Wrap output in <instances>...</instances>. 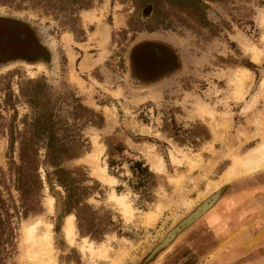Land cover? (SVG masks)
<instances>
[{"label": "rangeland", "instance_id": "1", "mask_svg": "<svg viewBox=\"0 0 264 264\" xmlns=\"http://www.w3.org/2000/svg\"><path fill=\"white\" fill-rule=\"evenodd\" d=\"M46 4L0 0V18L25 22L48 48L46 62H0V167L22 210L9 163H19L21 136L30 135L34 117L48 114L59 140L68 135L75 140L66 141L68 146L82 148L61 167L87 188L84 201L91 209L89 216L82 212V227L74 212H62L65 191L47 178L53 167L43 163L45 140L39 138L36 154L26 160L37 164L36 173L29 167L27 174L38 178L40 210L11 217V237L1 247L0 261L34 264L24 228L36 223L42 233L47 223L51 264H141L179 218L224 182L264 169L242 167L226 174L235 158L264 141V0H92L80 10L70 0ZM147 42L151 45L144 48L173 47L175 62L167 76L141 82L143 71L134 68L131 55ZM252 46L262 56L258 62ZM136 52L132 56L138 59ZM244 68L252 76L241 99L231 79ZM159 71L167 73L162 66ZM89 110L102 116L101 126L90 121ZM106 142L124 147L112 151L111 167ZM98 146L103 148L97 164L115 183L93 170L89 156ZM155 158L164 163L161 169L151 167ZM135 161L148 167L150 187L137 188ZM3 197L9 198L5 191ZM71 215L74 234L68 237L64 224ZM89 243L97 256L90 255ZM147 261L193 264L196 258L180 235Z\"/></svg>", "mask_w": 264, "mask_h": 264}, {"label": "trees", "instance_id": "2", "mask_svg": "<svg viewBox=\"0 0 264 264\" xmlns=\"http://www.w3.org/2000/svg\"><path fill=\"white\" fill-rule=\"evenodd\" d=\"M46 1L49 2L53 0ZM57 1L60 2L62 0ZM70 4L74 9L78 10L88 7L90 1L70 0ZM35 107L36 106H34L33 108ZM89 113V119H91L90 121L93 124H98V126H101L103 121L102 116L94 112L93 110H89ZM30 125L32 128L30 135L24 137L23 139L22 137L24 135L21 136V143L19 147V163L15 164V162L11 161L8 167L9 174H11L13 186L17 188L21 196L20 207L22 210H18V206L14 204L13 200L11 199L12 197H10L11 194L9 192V185L5 179V173H3V170L0 167V254L3 243H6L8 240H10L11 237V217L14 215L16 218H20L21 216L25 217L29 213H34L37 210H40V188L37 187L38 178H36V180H33L31 179V175L27 174L31 167L33 168L32 170H34V173H36L37 164L28 163L26 158L31 153L34 155L36 154L37 147L35 146H37V141L41 137L45 140V159L43 163L46 166L53 167L52 172L47 173V178L49 181L51 179H54V181L62 186L65 191V199L61 204L62 212L66 214L74 212L79 227H82V212H85L89 216L91 209L90 206L84 201L87 197V192L85 191L87 188L77 185L80 180L78 181L76 178H70V176L68 175L70 171L61 167V163L63 161L79 156L82 150L80 144L68 146V144H66V141H75L73 139L68 140L70 139V137L68 138V135L63 136L62 139H64V141L61 142V138L59 140L58 136L56 135V122H54L48 114L37 115L36 117H34L33 122ZM106 145L107 153L109 155L108 165L111 167L114 163L113 160L110 159L112 151L121 153L124 147L121 143L113 144L112 142H106ZM131 170L135 174H140L138 176L139 180H137L136 182L137 188H145V185L150 187L151 184L149 182L148 176H150L151 174L146 165H143L141 161H135L131 166ZM4 191L5 193H7L9 198L3 197ZM9 207L13 209V213L9 212ZM89 222L90 221L88 220L87 223ZM0 264H2L1 261Z\"/></svg>", "mask_w": 264, "mask_h": 264}, {"label": "crops", "instance_id": "3", "mask_svg": "<svg viewBox=\"0 0 264 264\" xmlns=\"http://www.w3.org/2000/svg\"><path fill=\"white\" fill-rule=\"evenodd\" d=\"M263 172H253L252 185L253 173L224 182L221 198L195 222L194 228L206 229L214 240L210 264H264Z\"/></svg>", "mask_w": 264, "mask_h": 264}, {"label": "flooded vegetation", "instance_id": "4", "mask_svg": "<svg viewBox=\"0 0 264 264\" xmlns=\"http://www.w3.org/2000/svg\"><path fill=\"white\" fill-rule=\"evenodd\" d=\"M89 1L91 4L92 0H89ZM39 2L46 4L47 1L40 0ZM49 2H53L54 4H56L58 1L53 0ZM49 2L47 3L49 4ZM62 2L63 0L60 1L59 3H62ZM0 32H1L0 33V62L14 61L16 59H23L27 61H42V60L43 62L47 61L45 56L48 53V48H46L34 36V34H31L32 33L31 28L28 24H25V22H18L13 19L0 18ZM150 45H151L150 42H147L146 44L138 46L139 48L136 49L137 50L136 54L140 53V55H138L139 56L138 59L136 57L133 58L132 56L134 55V52L136 50L132 51L133 54L131 55V61L133 65L135 64L134 68L138 66L143 71V73L141 72L140 74L141 75L140 79L142 80L141 82H144V80L150 77L151 75L153 77L157 76V79L167 76L175 62L174 61V51L171 50V48L173 47L169 46L170 47L168 48L169 51H166V48H165V47H168L167 44H163V45L161 44V45H156V46L153 45L152 46L153 48H150V49L144 48L145 46H150ZM161 66L167 70L166 71L167 73L161 74V72L159 71V68H161ZM34 99L35 97L31 98L32 101L30 102L32 103V107L34 106L37 107L38 100H34ZM255 174L256 173L249 175V179H250L249 185H252L254 183ZM224 189H225L224 186H222L220 189L219 197H217L216 201L205 212H207L210 208H212L214 204L219 200V198H221V195H223ZM195 208L196 206H193L186 213V215L179 218L176 222L178 223L181 219H183L184 217H187L190 214V212L194 210ZM201 216H199L197 219H195L194 221L186 225L184 228L179 230L173 236V238L168 244L162 247H159L157 249V246L161 244L167 231L171 228L170 227L165 232L162 239L154 245V247L151 249L149 254L143 259V262L141 264H145V262L149 258H151L150 260H153L155 256L160 255V253L162 254L165 250L169 249L173 245V243H175V241L178 239L180 235H183L184 242L187 245H190V248H192V252L195 254L196 261L193 264H210L211 262H213L212 259L214 255L210 254V257H209V253L214 247V240L211 238V235L207 233L206 229L202 227L194 228L195 222ZM193 245H196L198 251H196L193 248ZM260 260H263V259H260ZM179 263L180 262L177 261L174 264H179ZM245 263H247V261H245Z\"/></svg>", "mask_w": 264, "mask_h": 264}, {"label": "bare ground", "instance_id": "5", "mask_svg": "<svg viewBox=\"0 0 264 264\" xmlns=\"http://www.w3.org/2000/svg\"><path fill=\"white\" fill-rule=\"evenodd\" d=\"M119 22V21H117ZM253 51V59L258 62L261 60L262 56L259 53V51L254 48L253 46L250 47ZM251 73L248 69H242V70H236L231 82L236 87V94L238 95V98H243V96L247 92V88H249V85L251 84ZM261 85L264 86V80L262 81ZM102 146H98V149L96 152H92L90 154V161L94 163L93 170L95 173L98 174L99 178L107 183H113L115 181V178L111 175H109L106 172L105 166H99L97 164L98 157L102 151ZM151 159V158H150ZM153 159V158H152ZM156 159V158H155ZM172 160H175L173 157ZM164 164V163H163ZM162 160L160 158L153 160L151 167L154 169H161L163 167ZM264 166V141L258 144L256 147H254L251 151H249L244 157L241 158H235L233 160L232 166L227 170L226 174H232L235 169L239 168H247V169H257ZM156 170V171H157ZM227 175H225L227 177ZM115 183V182H114ZM215 193L210 194L208 197H206L203 201L198 203L196 209L191 212L187 217L182 219L175 227H173L165 236L161 244L157 246V249L159 247H162L170 242V240L173 238V236L182 228H184L186 225H188L193 220L197 219L200 215H202L211 205L216 201L217 197H219L220 190L214 191ZM119 199H122V197H119ZM48 207H51L52 205V199L48 198L47 201H45ZM123 210L128 213L130 211L129 205L122 202ZM37 223H40V221H37ZM46 224V230L42 233L38 231L36 223L33 225H26L24 228V234H25V240L28 243L29 247V255L30 258L35 261L34 264H51L52 261L49 259L47 252L51 250L50 248V233H49V227L50 225ZM64 229L66 232V235L70 237V235L74 234V224L72 215L67 216L65 219ZM89 251L91 256H97L95 253L94 247H92V244L89 243ZM37 250V251H36ZM106 252V251H104ZM102 253V251H101Z\"/></svg>", "mask_w": 264, "mask_h": 264}, {"label": "water", "instance_id": "6", "mask_svg": "<svg viewBox=\"0 0 264 264\" xmlns=\"http://www.w3.org/2000/svg\"><path fill=\"white\" fill-rule=\"evenodd\" d=\"M194 221V220H193ZM191 223V222H190Z\"/></svg>", "mask_w": 264, "mask_h": 264}]
</instances>
